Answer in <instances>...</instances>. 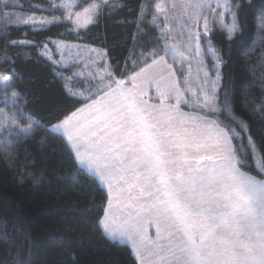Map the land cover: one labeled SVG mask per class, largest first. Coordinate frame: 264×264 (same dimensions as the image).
Returning <instances> with one entry per match:
<instances>
[{"label":"snow or ice","instance_id":"6c2138e0","mask_svg":"<svg viewBox=\"0 0 264 264\" xmlns=\"http://www.w3.org/2000/svg\"><path fill=\"white\" fill-rule=\"evenodd\" d=\"M125 8L121 0H3L0 85L13 104L0 110V158L21 183L39 184L45 169L32 170L29 145L41 154L50 146L56 163L73 169L57 174L67 188L78 177L102 188L89 231L125 248L132 264H264V135L254 131L264 122V0H142L130 19L115 21L135 32L114 63V44L81 41ZM54 25L67 27L40 35ZM13 26L33 37L13 38ZM257 51L259 64L247 63L237 90L234 64ZM17 61L42 64L59 86L62 102L47 117L15 90ZM17 231L19 239L3 230L16 249L3 264H30L38 247L29 228ZM59 243V264H79Z\"/></svg>","mask_w":264,"mask_h":264},{"label":"trees","instance_id":"16d2710c","mask_svg":"<svg viewBox=\"0 0 264 264\" xmlns=\"http://www.w3.org/2000/svg\"><path fill=\"white\" fill-rule=\"evenodd\" d=\"M21 4L27 0H19ZM47 0H31L36 5H44ZM91 2V0H88ZM127 4L122 12L116 16H108L101 21L99 28L93 30L92 40L81 41L91 43L94 47H109L115 45L113 49V62L123 63L131 49L130 34L135 32V27L123 28L115 21L130 19L128 9L135 8L142 0H121ZM152 2V0H149ZM3 0H0V7ZM151 19V15L148 16ZM162 19V18H161ZM174 24V22H173ZM175 25V24H174ZM67 25H54L50 30L41 33V36L51 35L56 38V33L63 32ZM150 29L155 26H148ZM13 38L33 37L28 26L10 28ZM254 29L250 30L246 40V46L254 39ZM152 35H159L158 30L151 32ZM83 35V33H82ZM107 36V42L103 39ZM98 36L99 39H95ZM222 39V38H221ZM136 50V55H138ZM259 51L252 57L251 61L237 60L233 66V84L237 88L243 85L248 78L246 72L247 63L259 64ZM3 52L0 51V57ZM135 58V55L133 56ZM237 57L234 55V60ZM21 75L15 82V90L21 94L28 102L33 112L41 117H47L51 110L62 102L59 86L52 80L47 69L42 64H21L17 61L14 65ZM7 67V65H5ZM257 77L260 68H256ZM256 94L259 95V85L257 80ZM5 88L0 86V107L3 110H10L13 100L5 96ZM255 134L264 135V122L257 121ZM44 134L41 133V136ZM39 140V137H37ZM30 150L36 156V165L32 170L45 169L44 176L39 184L33 183L31 177H25L21 183L20 179L10 171L0 158V264L5 260H11L16 253L3 238L5 226L10 234L19 239L22 233L18 229L29 228L33 233L38 247L33 248L30 264H59L65 257L60 254V243L64 247H70L76 253L79 264H132L131 257L123 247H115L103 240L100 234L91 233L87 220L96 212L90 207V202L94 198L96 205H100L104 199L102 188L84 177H78L80 184L73 188H67L58 178L59 176H70L73 169L70 165H58L56 163L57 153L46 147L41 154L36 144L29 145ZM24 153L21 152L19 160L15 162L16 167H23ZM88 209L90 215L82 216L81 210ZM91 236V241L86 237Z\"/></svg>","mask_w":264,"mask_h":264},{"label":"rangeland","instance_id":"374dc122","mask_svg":"<svg viewBox=\"0 0 264 264\" xmlns=\"http://www.w3.org/2000/svg\"><path fill=\"white\" fill-rule=\"evenodd\" d=\"M13 2H15V3H20L19 2V0H13ZM168 2L169 3H171L172 2V0H168ZM21 4V3H20ZM25 11H26V9H24ZM47 15V14H46ZM57 15H59V13H57ZM174 22V24H176V21H173ZM0 86H3V85H0ZM4 87V86H3ZM0 110H3L1 107H0Z\"/></svg>","mask_w":264,"mask_h":264}]
</instances>
